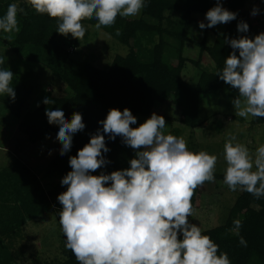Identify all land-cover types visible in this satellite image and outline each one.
<instances>
[{
  "label": "clouds",
  "instance_id": "obj_1",
  "mask_svg": "<svg viewBox=\"0 0 264 264\" xmlns=\"http://www.w3.org/2000/svg\"><path fill=\"white\" fill-rule=\"evenodd\" d=\"M38 14H47L58 21L57 32L83 39L84 19L98 21L94 27L112 26L117 16H136L145 0H27ZM253 8L252 15L258 14ZM24 12L11 3L0 16V30L9 34L20 28L17 13ZM26 14V13H25ZM237 14L225 9L221 0L206 12L207 24L212 28L236 19ZM249 25L241 21L237 31L246 33ZM117 35L120 30L117 29ZM233 51L224 60L218 76L238 90L232 100L237 117L264 118V32L249 38L241 35L226 41ZM238 52V55H237ZM3 63V61H0ZM14 74L0 70V94L15 100L10 86ZM43 103L48 104L49 99ZM49 124L59 126L56 139L61 143L60 155L70 151L73 135L84 130L82 115L74 112L71 120L60 110H46ZM89 143L69 158V171L61 180L67 190L57 197L62 205L59 224L66 237L65 248L74 254L78 264H231L226 252L200 226L189 222L193 216L192 199L195 190L205 182L215 181L217 156L206 151H190L183 137L165 134V118L153 113L138 127L128 108H112ZM122 142L135 151L130 167L110 174L92 175L107 161L103 153L105 135ZM51 154V153H50ZM226 162L224 184L230 191H244L255 198L264 197V143L255 152L237 142L236 136L226 137L223 146ZM233 231L239 235L242 224L233 221ZM182 234V239L179 238ZM239 244L247 247L240 236Z\"/></svg>",
  "mask_w": 264,
  "mask_h": 264
},
{
  "label": "trees",
  "instance_id": "obj_2",
  "mask_svg": "<svg viewBox=\"0 0 264 264\" xmlns=\"http://www.w3.org/2000/svg\"><path fill=\"white\" fill-rule=\"evenodd\" d=\"M15 2L0 0V16L6 13L9 4ZM245 5L246 0H226L225 9L236 13V19L226 23L224 33L216 38L213 45L208 46L205 41L198 44L201 53H207L214 62L215 69L212 72L202 70L196 84L183 79L182 73L187 62L196 66L200 62L186 58L184 51L190 42L193 14L206 15L210 8L216 6V0H145L140 18L118 15L112 26L101 28L127 46L129 53L117 55L108 70L72 58V52L79 48V41L71 34H59L56 31V19L47 14H38L34 9L18 12L20 31L13 41L14 53L21 56L23 50L31 49L35 55L40 54L34 61L39 62L37 59H41L53 78L60 80L69 90V95L58 97L47 94L36 110H27L32 95L30 83L13 76L10 86L14 88L16 97L13 100L8 96L6 105L9 111L21 119L27 140L32 144L46 138L48 134L57 136L59 126L48 123L45 114L47 109L62 110L69 121L74 112H79L85 128L73 135L69 152L62 156L59 151L49 160L42 177L19 161H15L12 171L0 172V228L5 239L11 238L15 223L19 228L24 219L35 220L61 210L62 205L57 197L67 190L60 180L71 171L69 158L89 143L91 135L97 130L102 133L103 126L99 121L106 118L110 109L123 111L128 108L136 118H147L157 105L171 102L180 109V122L190 128L197 127L201 97L220 95L227 85L216 76L223 69L224 60L233 51L226 41L241 35L249 38L256 36L251 14L245 11ZM174 13L176 17L173 18ZM241 21L249 25L248 32L237 31ZM97 22L95 19H84L82 24L95 25ZM117 29L120 35L116 34ZM3 33L0 30V36ZM157 38L158 41L155 40ZM144 40L147 45L142 49ZM46 98L49 99L48 104L43 103ZM253 123L264 125V118L253 117ZM135 126L131 125L133 128ZM104 135L110 150L103 155L109 163L92 172V175L126 169L121 160L124 162L123 153L127 145L120 136L111 140L107 134ZM189 150L198 152L195 148ZM214 176L224 181V174ZM52 179L58 181L46 190L43 181ZM203 197L202 187L197 188L192 199L193 209L201 207ZM4 203H7L6 207ZM17 216L19 222H16ZM237 219L242 224L239 235L233 231V221ZM202 234L209 235L219 245L218 255L221 252L228 254L231 264H264V197L257 199L242 191L226 223ZM240 236L247 241V247L239 244ZM3 243L0 238V252H3L0 253V264H13L8 244ZM45 264H78V261L71 252V257L63 261Z\"/></svg>",
  "mask_w": 264,
  "mask_h": 264
},
{
  "label": "rangeland",
  "instance_id": "obj_3",
  "mask_svg": "<svg viewBox=\"0 0 264 264\" xmlns=\"http://www.w3.org/2000/svg\"><path fill=\"white\" fill-rule=\"evenodd\" d=\"M15 3L19 8H23L24 12L32 10L27 0H16ZM221 4L225 8L226 0H221ZM253 8L259 10L255 16L251 14ZM245 11L251 14L255 35L262 33L264 31V0H246ZM205 16L193 14L190 42L184 51L186 58L200 62L199 66L191 62L186 63L182 76L190 84H196L202 70L212 72L215 69L214 62L207 53H201L198 44L205 41L206 45H213L216 38L221 36L226 28V24H218L212 28L200 29L199 22L207 24ZM140 17L141 11L138 15L127 18ZM172 17H176V14L174 13ZM82 25L85 28V35L83 39H78L79 48L74 53L72 52V58L81 62H89L99 69L108 70L117 55L125 56L129 53L127 46L103 28L97 30L92 24ZM16 34H11V40L6 39L9 34L3 33L0 36V61H3L0 63V70L9 69L16 78L30 83L32 95L28 101L27 110H36L47 94L58 97L69 95V90L60 80L53 78L51 72L42 64L41 59H37L39 62L34 61L40 54L35 55L31 49L23 50L21 56L14 53L12 45ZM155 40L158 41V38ZM170 42L173 43L172 40ZM146 45L144 40L141 48L144 49ZM149 46L152 47V45ZM237 95L238 90L227 84L220 95L202 96L198 126L195 128H190L180 122V109L171 102L157 105L152 114H162L166 122L165 134L178 138L183 137L188 149L195 148L217 156L214 174H224L226 162L223 146L226 137L236 136L237 142L246 145L252 153L258 147V138L259 143H264V125L253 123V117L245 120L235 115L232 100ZM7 101L8 96L0 94V172L12 171L15 161H19L42 177L46 164L60 151L62 145L53 134H48L46 138L35 144L30 143L21 125V119L14 117L9 111ZM150 117L139 116L135 127ZM123 155L122 166L130 167L129 161L135 157V151L127 146ZM57 181L56 179L46 180L43 181V185L47 190ZM241 192L240 190L230 191L222 180L215 179L214 182H205L202 186L204 197L201 207L194 209L189 222L200 226L202 232L224 225ZM6 205L7 203L3 204L5 207ZM16 219V222H19V216ZM0 238L2 242L8 244L14 260L13 264L56 263L71 257V251L65 248L66 237L59 224L58 212L52 211L35 220L24 219L19 228L15 223V231L11 238L5 239L0 228ZM179 238L182 239V234Z\"/></svg>",
  "mask_w": 264,
  "mask_h": 264
}]
</instances>
